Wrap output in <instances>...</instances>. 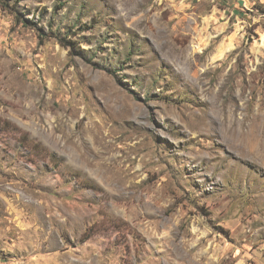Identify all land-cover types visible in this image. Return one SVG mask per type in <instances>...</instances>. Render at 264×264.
Returning <instances> with one entry per match:
<instances>
[{"label":"rangeland","instance_id":"obj_1","mask_svg":"<svg viewBox=\"0 0 264 264\" xmlns=\"http://www.w3.org/2000/svg\"><path fill=\"white\" fill-rule=\"evenodd\" d=\"M4 2L0 259L264 264V0Z\"/></svg>","mask_w":264,"mask_h":264},{"label":"built area","instance_id":"obj_2","mask_svg":"<svg viewBox=\"0 0 264 264\" xmlns=\"http://www.w3.org/2000/svg\"><path fill=\"white\" fill-rule=\"evenodd\" d=\"M0 264H14V263L11 262V261H7V260H4V259H0Z\"/></svg>","mask_w":264,"mask_h":264},{"label":"trees","instance_id":"obj_3","mask_svg":"<svg viewBox=\"0 0 264 264\" xmlns=\"http://www.w3.org/2000/svg\"><path fill=\"white\" fill-rule=\"evenodd\" d=\"M4 1H5V0H0L1 3H5ZM67 44H68L69 46H72V45H71V44H72L71 42H70V43H67Z\"/></svg>","mask_w":264,"mask_h":264}]
</instances>
